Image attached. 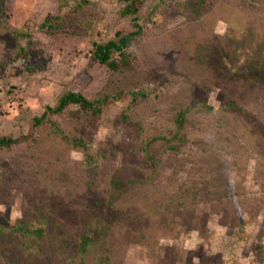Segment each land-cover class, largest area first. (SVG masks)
<instances>
[{
  "label": "rangeland",
  "instance_id": "1",
  "mask_svg": "<svg viewBox=\"0 0 264 264\" xmlns=\"http://www.w3.org/2000/svg\"><path fill=\"white\" fill-rule=\"evenodd\" d=\"M194 1L136 18L120 0L0 1V138L42 117L37 141L0 149V264H264V0ZM135 22L128 64L95 60ZM81 90L113 102L48 110Z\"/></svg>",
  "mask_w": 264,
  "mask_h": 264
},
{
  "label": "trees",
  "instance_id": "2",
  "mask_svg": "<svg viewBox=\"0 0 264 264\" xmlns=\"http://www.w3.org/2000/svg\"><path fill=\"white\" fill-rule=\"evenodd\" d=\"M1 4H4L6 0H0ZM126 3V6L124 7L121 15L124 17H133L136 18V15L138 14V11L144 4V0H120ZM196 4H209L210 0H196L194 1ZM53 20L52 17H47L45 20V24H48ZM135 20V19H134ZM136 23V22H135ZM45 26V25H43ZM135 26L138 28L137 32L129 33L126 35H122L121 33L117 34L118 39L111 40L107 42L104 45H96L95 49L93 51V55L96 61L102 63V64H108L112 69L118 68V63L116 60H114L113 55L115 53H118L121 57V60L128 64V60L126 59L127 56L124 53V50L130 45H132L138 36L142 33V27L136 23ZM31 71V69H29ZM113 102V98H110L109 96H105L103 98H97L94 100H91L88 98L85 94H83V91H77V92H68L64 94L60 100L59 104L56 108H48V110L54 112V113H62L69 105H72L74 107L73 109V115L78 117L87 116L90 120L91 119H98V116L101 112H103L104 107L108 106L110 103ZM124 122L128 121L129 117L127 114L123 115ZM180 118H177V120ZM42 123V117L41 118H34L32 120L30 133L27 135H20L19 137H13V136H4L0 138V149L8 148L11 149L14 146H19L22 144H28L29 142L37 141L36 135L37 131L39 130V126ZM36 128H38L36 130ZM43 224H40L39 226L36 225H27L25 223L19 224V227L12 228L13 232H18L21 237L23 236H35V237H41L43 236ZM55 227V226H54ZM58 231L61 230L64 232L61 226L57 227ZM93 229V228H90ZM104 229H106V225H104ZM8 230H11L9 225L7 223L0 225V234L8 232ZM95 230H90L87 235L82 236V243L81 246L84 249H90V247H93L95 245V242L98 240L97 237H94L92 235L95 234ZM105 236V233L104 235ZM101 237V236H99ZM24 246V244H22ZM76 248V247H75Z\"/></svg>",
  "mask_w": 264,
  "mask_h": 264
},
{
  "label": "clouds",
  "instance_id": "3",
  "mask_svg": "<svg viewBox=\"0 0 264 264\" xmlns=\"http://www.w3.org/2000/svg\"><path fill=\"white\" fill-rule=\"evenodd\" d=\"M4 209H3V207L2 206H0V211H3Z\"/></svg>",
  "mask_w": 264,
  "mask_h": 264
},
{
  "label": "crops",
  "instance_id": "4",
  "mask_svg": "<svg viewBox=\"0 0 264 264\" xmlns=\"http://www.w3.org/2000/svg\"><path fill=\"white\" fill-rule=\"evenodd\" d=\"M215 237V236H214Z\"/></svg>",
  "mask_w": 264,
  "mask_h": 264
}]
</instances>
